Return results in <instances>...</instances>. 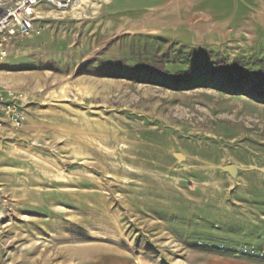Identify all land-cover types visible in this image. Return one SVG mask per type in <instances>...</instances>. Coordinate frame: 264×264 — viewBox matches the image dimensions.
I'll list each match as a JSON object with an SVG mask.
<instances>
[{"label": "rangeland", "instance_id": "rangeland-1", "mask_svg": "<svg viewBox=\"0 0 264 264\" xmlns=\"http://www.w3.org/2000/svg\"><path fill=\"white\" fill-rule=\"evenodd\" d=\"M39 12L0 62V264H264V0Z\"/></svg>", "mask_w": 264, "mask_h": 264}, {"label": "built area", "instance_id": "built-area-1", "mask_svg": "<svg viewBox=\"0 0 264 264\" xmlns=\"http://www.w3.org/2000/svg\"><path fill=\"white\" fill-rule=\"evenodd\" d=\"M80 0H0V62L9 55L8 45L18 37H33L42 32L37 26L39 7L48 5L68 11ZM27 120L24 96L10 88L0 89V134L21 127Z\"/></svg>", "mask_w": 264, "mask_h": 264}, {"label": "trees", "instance_id": "trees-1", "mask_svg": "<svg viewBox=\"0 0 264 264\" xmlns=\"http://www.w3.org/2000/svg\"><path fill=\"white\" fill-rule=\"evenodd\" d=\"M234 91H239L241 94H249V93H245L246 91H245V88L244 87H237V86H235V87H233L232 88ZM262 96V95H261Z\"/></svg>", "mask_w": 264, "mask_h": 264}, {"label": "crops", "instance_id": "crops-1", "mask_svg": "<svg viewBox=\"0 0 264 264\" xmlns=\"http://www.w3.org/2000/svg\"><path fill=\"white\" fill-rule=\"evenodd\" d=\"M80 1H81V0H80ZM40 21H41V20H40ZM39 23H40V22H37V25H38V26H41V25H39ZM44 29H45V27L43 26V30H44ZM43 30H42V32H43ZM16 91H17V90H16ZM24 101H26L25 97H24ZM27 102H28V100H27ZM27 107H28V106H27ZM28 109H29V108H28Z\"/></svg>", "mask_w": 264, "mask_h": 264}]
</instances>
